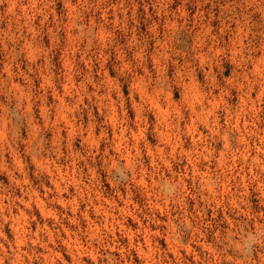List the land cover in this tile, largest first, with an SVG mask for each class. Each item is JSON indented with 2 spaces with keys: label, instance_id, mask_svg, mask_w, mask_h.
<instances>
[{
  "label": "rangeland",
  "instance_id": "obj_1",
  "mask_svg": "<svg viewBox=\"0 0 264 264\" xmlns=\"http://www.w3.org/2000/svg\"><path fill=\"white\" fill-rule=\"evenodd\" d=\"M0 264H264V0H0Z\"/></svg>",
  "mask_w": 264,
  "mask_h": 264
}]
</instances>
